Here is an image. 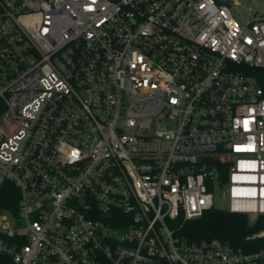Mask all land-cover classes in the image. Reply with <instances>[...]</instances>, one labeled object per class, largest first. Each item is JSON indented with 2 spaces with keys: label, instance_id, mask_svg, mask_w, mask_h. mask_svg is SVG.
Here are the masks:
<instances>
[{
  "label": "built area",
  "instance_id": "2783aa9c",
  "mask_svg": "<svg viewBox=\"0 0 264 264\" xmlns=\"http://www.w3.org/2000/svg\"><path fill=\"white\" fill-rule=\"evenodd\" d=\"M250 1L0 0V264H264L183 232L217 189L264 217Z\"/></svg>",
  "mask_w": 264,
  "mask_h": 264
},
{
  "label": "trees",
  "instance_id": "16d2710c",
  "mask_svg": "<svg viewBox=\"0 0 264 264\" xmlns=\"http://www.w3.org/2000/svg\"><path fill=\"white\" fill-rule=\"evenodd\" d=\"M248 72L254 74L264 88V68H251ZM18 198V188L12 183H7L0 193V208H16ZM260 228H264V217L255 225H251L246 215L213 208L203 217L187 222L183 232L191 240L219 238L237 248L252 251L264 246V241L249 243L246 238Z\"/></svg>",
  "mask_w": 264,
  "mask_h": 264
},
{
  "label": "rangeland",
  "instance_id": "374dc122",
  "mask_svg": "<svg viewBox=\"0 0 264 264\" xmlns=\"http://www.w3.org/2000/svg\"><path fill=\"white\" fill-rule=\"evenodd\" d=\"M255 9H258L259 11H264V0H256V4L254 2L250 1L246 4V6H252ZM242 14H244V8H241L239 10ZM233 12L235 15H238V11L236 9H233ZM215 208L220 210H227L229 206V198L226 193H224L222 190L217 189L215 190Z\"/></svg>",
  "mask_w": 264,
  "mask_h": 264
}]
</instances>
